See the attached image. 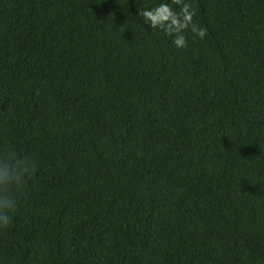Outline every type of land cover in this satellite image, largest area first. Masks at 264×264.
Listing matches in <instances>:
<instances>
[{
	"label": "trees",
	"instance_id": "obj_1",
	"mask_svg": "<svg viewBox=\"0 0 264 264\" xmlns=\"http://www.w3.org/2000/svg\"><path fill=\"white\" fill-rule=\"evenodd\" d=\"M159 2L0 0V264H264V0Z\"/></svg>",
	"mask_w": 264,
	"mask_h": 264
},
{
	"label": "clouds",
	"instance_id": "obj_2",
	"mask_svg": "<svg viewBox=\"0 0 264 264\" xmlns=\"http://www.w3.org/2000/svg\"><path fill=\"white\" fill-rule=\"evenodd\" d=\"M172 3L179 6L178 11L172 7ZM138 15L151 29H161L166 36L171 37L177 49L187 46L186 31L198 37L205 35V30L193 22L194 12L189 0H161L151 7L138 10ZM30 167V161L18 156L12 149L0 154V228L10 224L11 212L15 208L9 188L21 184Z\"/></svg>",
	"mask_w": 264,
	"mask_h": 264
}]
</instances>
